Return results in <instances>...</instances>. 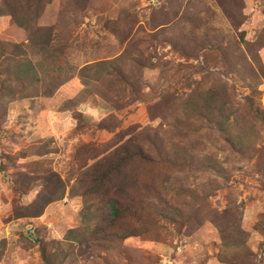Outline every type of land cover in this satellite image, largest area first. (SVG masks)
Here are the masks:
<instances>
[{
  "label": "rangeland",
  "instance_id": "374dc122",
  "mask_svg": "<svg viewBox=\"0 0 264 264\" xmlns=\"http://www.w3.org/2000/svg\"><path fill=\"white\" fill-rule=\"evenodd\" d=\"M4 3L17 9L11 17L0 1V264H41L36 238L60 243L55 264H264V125L248 109L264 111V0ZM206 41L223 49L224 64L201 63ZM98 63L126 70L152 101L133 102L112 68L81 77ZM180 65L194 70L177 72ZM195 91L225 105L227 128L185 116L182 103ZM113 104L128 120L115 136L98 129L114 122ZM145 133L188 162L133 164L135 180L151 207L160 195L188 221L165 223L151 209L140 223L120 226L142 236L112 242L110 251L88 242L69 252V231L92 230L95 217L108 215L88 185L82 196L78 176L131 141L154 158L153 147L138 141ZM51 176L65 191L44 205L61 189L36 186ZM85 206L94 216L83 222Z\"/></svg>",
  "mask_w": 264,
  "mask_h": 264
},
{
  "label": "trees",
  "instance_id": "16d2710c",
  "mask_svg": "<svg viewBox=\"0 0 264 264\" xmlns=\"http://www.w3.org/2000/svg\"><path fill=\"white\" fill-rule=\"evenodd\" d=\"M0 1L1 4L3 3L4 7H11L9 8L10 14L8 13V15L11 17L15 16L17 6L5 5L4 0ZM204 44L206 45V47L200 55L201 63L207 66H210L211 64H224L223 49L215 47L209 41H206ZM2 45L3 43L0 41V51L3 47ZM177 46L178 45L176 44L173 45L174 48H176ZM183 47L184 46H181L180 52L181 54H183V56H187L185 48ZM14 48L18 49L20 48V46L14 45ZM196 60L198 59L196 58ZM155 66L156 65H154L153 68ZM108 68H112L115 71V75L117 76L118 81L128 87L131 95L135 98L133 102L148 103L152 101L148 99L149 97L143 95L140 92L130 73H126V70L119 67L117 68V65L113 63H98L94 66L90 65L82 68L80 74L81 77L90 80L92 78L88 75V72L90 70H95L94 72L97 73L102 72ZM192 70H194V67L189 65H180L176 69L177 72H191ZM85 75L87 77H84ZM2 82L3 81L0 80V85H2ZM89 84H91V82ZM166 85V82L161 83L158 86V89L160 90L158 93L162 92V90L164 89L162 87ZM181 107L182 110H184L185 116L187 117L196 116L208 122L215 123L219 128L223 129L228 127L226 126V122L223 119L226 111L225 105L217 104L215 102V99L211 96H208V93L206 92L197 93V91H195L193 93V96L182 103ZM113 109L115 112V115L112 116L114 122L109 125H101L98 127V129L115 136L119 135L123 130H125V126L128 120H126L122 115V112L124 110L121 109L119 104H113ZM248 109L250 113L255 114L260 122L264 125V111L258 108L253 109V106L251 104H249ZM138 141L143 143L147 142L148 144H150L155 152V157L153 158L152 156H150L148 151L141 147L140 143L131 141L129 146L122 147L119 150L114 151L109 156L102 157L100 160H97L91 166V168L83 171L78 176L76 182L78 188L84 190L82 196H85V194L88 193L86 188V186L88 185L89 188L93 189V192L97 197H104V199L106 200L105 206L108 209V215L107 217H105L104 215L102 216V213H105L102 212L101 220L99 221L95 217V227L92 230L89 226L88 229L85 226L78 230L73 229L72 231H69L64 238L65 244L69 243L71 245V249L69 250V252L74 249L75 244H77L76 246H82L84 244H87L88 242H91L96 248H98V251H110V245L112 244V242L121 239L125 240L134 236H142V233H140L138 229L130 228V231L128 232H120V226L123 223H126L124 222V220L126 219L135 220L137 224L140 223L144 215H147L146 212L151 209H154L159 219L164 221L165 223H179L183 225L188 221L185 214L171 207L167 203V201L159 195L157 189L155 188H151V190L156 195H159L156 198L158 204L154 207H151L149 199H146V197H144L142 194V191L144 190V193L147 192V187L145 185L139 184L135 180V175L132 168L133 164L139 163L141 165H146L155 162L166 164L171 167H183L187 165L188 158L185 159L181 154L178 153H176L174 157L171 156L167 151L163 149V146L160 142L152 139V136L149 133L141 134L138 137ZM82 148V150H84L87 148V146L83 145ZM88 148H90L93 152L95 151L94 144L90 145ZM197 162L200 163V160L198 159ZM192 164L193 163H190L188 165L193 166ZM54 182L58 184L61 189L57 188L56 197L54 198L44 197L42 199V203H44V205L60 200L63 197L65 186H63V184L62 186L60 185L61 183L59 180H57V176H51L46 179H42L39 183L36 184L38 188L44 187V189H46L45 191L49 192V190H51V187L54 186ZM10 188L14 189L16 193L21 194V191L14 188V185L12 183L10 184ZM91 212L92 211L88 206L82 208L80 212L81 220L83 222H86V220H88L87 215ZM33 234H36L38 236V232H35ZM77 234H79V236ZM36 239L39 240L38 244L40 246L39 252L42 261L41 264H55L58 255L53 251V249L54 246H58V244L60 243L52 240L47 242L49 244H44L42 242L43 240L41 241V239L39 238ZM91 255H89L87 258L91 259ZM83 257L85 256L83 255Z\"/></svg>",
  "mask_w": 264,
  "mask_h": 264
}]
</instances>
